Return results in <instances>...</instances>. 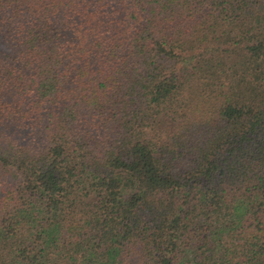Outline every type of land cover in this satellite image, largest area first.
I'll return each mask as SVG.
<instances>
[{"label":"trees","instance_id":"trees-1","mask_svg":"<svg viewBox=\"0 0 264 264\" xmlns=\"http://www.w3.org/2000/svg\"><path fill=\"white\" fill-rule=\"evenodd\" d=\"M0 264H264V0H0Z\"/></svg>","mask_w":264,"mask_h":264}]
</instances>
